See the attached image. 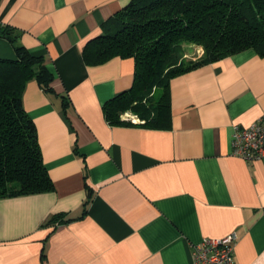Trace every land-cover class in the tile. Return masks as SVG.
<instances>
[{"label": "crops", "instance_id": "1", "mask_svg": "<svg viewBox=\"0 0 264 264\" xmlns=\"http://www.w3.org/2000/svg\"><path fill=\"white\" fill-rule=\"evenodd\" d=\"M131 0H0V59L41 56L51 92L23 91L54 189L0 198V264H193L203 238L237 235L234 264H264V157L231 155L235 126L264 117V56L253 49L170 79V127L103 105L128 90L132 59L87 65V41ZM190 47V46H189ZM182 62L187 56L183 45ZM70 222L47 225L54 215Z\"/></svg>", "mask_w": 264, "mask_h": 264}, {"label": "trees", "instance_id": "2", "mask_svg": "<svg viewBox=\"0 0 264 264\" xmlns=\"http://www.w3.org/2000/svg\"><path fill=\"white\" fill-rule=\"evenodd\" d=\"M103 26L106 33L87 41L83 49L85 64L100 65L116 57L134 61L131 87L103 105L110 125L126 124L119 114L131 110L138 124L167 129L171 78L247 49L264 56V0H131ZM0 37L14 43L7 27L0 26ZM187 43L201 46L203 56L182 62ZM14 50V60L0 59V198L54 189L35 124L22 102L31 80L51 92L53 74L43 57L18 45ZM63 217L54 215L46 224L74 220Z\"/></svg>", "mask_w": 264, "mask_h": 264}, {"label": "built area", "instance_id": "3", "mask_svg": "<svg viewBox=\"0 0 264 264\" xmlns=\"http://www.w3.org/2000/svg\"><path fill=\"white\" fill-rule=\"evenodd\" d=\"M133 122L139 120L130 117ZM231 155L252 162L264 157V117L246 127L235 126L230 140ZM237 235L232 232L221 238H203L191 246L193 264H234Z\"/></svg>", "mask_w": 264, "mask_h": 264}, {"label": "rangeland", "instance_id": "4", "mask_svg": "<svg viewBox=\"0 0 264 264\" xmlns=\"http://www.w3.org/2000/svg\"><path fill=\"white\" fill-rule=\"evenodd\" d=\"M185 45H187V56L191 55V58H195V56H200V57L203 56V48L201 46L194 45V44H188V43ZM156 96L157 98H159V94H157ZM157 98L154 97L153 100L155 101ZM122 117H134L137 119L136 114L132 113L131 110H127V111L120 113L119 118L121 119Z\"/></svg>", "mask_w": 264, "mask_h": 264}]
</instances>
